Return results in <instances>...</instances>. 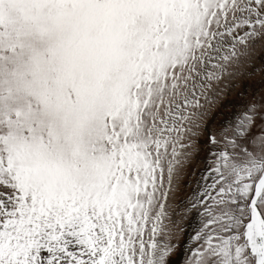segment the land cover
Returning a JSON list of instances; mask_svg holds the SVG:
<instances>
[{
	"label": "snow or ice",
	"instance_id": "obj_1",
	"mask_svg": "<svg viewBox=\"0 0 264 264\" xmlns=\"http://www.w3.org/2000/svg\"><path fill=\"white\" fill-rule=\"evenodd\" d=\"M258 45L264 0H0V264H264V97L209 127Z\"/></svg>",
	"mask_w": 264,
	"mask_h": 264
},
{
	"label": "rangeland",
	"instance_id": "obj_2",
	"mask_svg": "<svg viewBox=\"0 0 264 264\" xmlns=\"http://www.w3.org/2000/svg\"><path fill=\"white\" fill-rule=\"evenodd\" d=\"M220 88L223 91L219 92L212 105L210 116L212 124L209 125V127L214 126L217 129L226 126L229 119H235V115L239 114L244 105L251 101L254 96L264 97V46L258 45L252 53L250 61L242 63L237 73L226 79L220 85ZM261 102L264 103V99ZM222 121L225 123H221ZM252 131L253 134H259L261 129L257 126ZM200 140L201 151L196 153L187 167L186 173L182 177L180 191L169 200V203L173 206H176L185 196L190 195L195 187L205 155L204 137L201 136ZM174 210L177 211V218H179V215L183 213V206L181 205L178 209L174 207ZM185 220H187V217H185ZM195 222L193 218L192 223ZM180 239L183 240L184 236L181 235ZM172 257L173 259L176 258L175 252L172 253ZM180 259H183V254H181Z\"/></svg>",
	"mask_w": 264,
	"mask_h": 264
}]
</instances>
